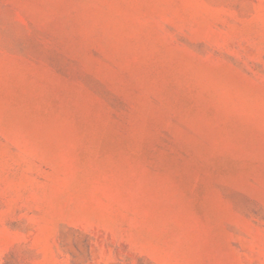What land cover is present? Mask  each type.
Segmentation results:
<instances>
[{"label": "rangeland", "instance_id": "obj_1", "mask_svg": "<svg viewBox=\"0 0 264 264\" xmlns=\"http://www.w3.org/2000/svg\"><path fill=\"white\" fill-rule=\"evenodd\" d=\"M0 264H264V0H0Z\"/></svg>", "mask_w": 264, "mask_h": 264}]
</instances>
